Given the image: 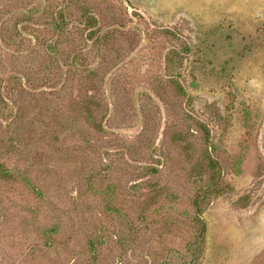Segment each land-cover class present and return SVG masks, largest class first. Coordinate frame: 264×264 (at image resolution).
Listing matches in <instances>:
<instances>
[{"label": "rangeland", "instance_id": "obj_1", "mask_svg": "<svg viewBox=\"0 0 264 264\" xmlns=\"http://www.w3.org/2000/svg\"><path fill=\"white\" fill-rule=\"evenodd\" d=\"M0 264H264V0H0Z\"/></svg>", "mask_w": 264, "mask_h": 264}, {"label": "trees", "instance_id": "obj_2", "mask_svg": "<svg viewBox=\"0 0 264 264\" xmlns=\"http://www.w3.org/2000/svg\"><path fill=\"white\" fill-rule=\"evenodd\" d=\"M199 209V208H198ZM199 211V210H198Z\"/></svg>", "mask_w": 264, "mask_h": 264}]
</instances>
